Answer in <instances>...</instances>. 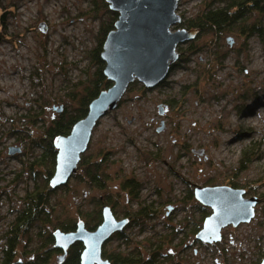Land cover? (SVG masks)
Listing matches in <instances>:
<instances>
[{
    "label": "rangeland",
    "instance_id": "1",
    "mask_svg": "<svg viewBox=\"0 0 264 264\" xmlns=\"http://www.w3.org/2000/svg\"><path fill=\"white\" fill-rule=\"evenodd\" d=\"M220 1L177 0L180 21L171 30H190L194 37L177 45V59L157 85L134 80L127 86L117 106L96 121L75 172L52 188L49 130L78 114L97 83L102 90L111 85L98 74L104 62L96 49L118 12L106 0H70L67 6L76 13L70 21L62 18L66 7H50V0H0L6 34L0 36V251L26 195L41 190L47 201L40 216L19 232L13 264L43 258L40 264H63L51 233L78 220L87 229L96 227L103 205L117 219H127L102 245L105 253L137 257L142 264H259L264 257V36L247 37L243 31L259 23L264 32V14L251 11L235 25L197 36L187 29ZM62 22L76 23L85 39L64 34ZM247 105L253 111L242 114ZM10 147L18 151L10 153ZM88 175L99 178L101 187ZM128 179L137 185L133 192L123 188ZM218 185L256 198L253 215L222 227L218 241H201L195 234L211 208L195 199L193 190Z\"/></svg>",
    "mask_w": 264,
    "mask_h": 264
},
{
    "label": "water",
    "instance_id": "2",
    "mask_svg": "<svg viewBox=\"0 0 264 264\" xmlns=\"http://www.w3.org/2000/svg\"><path fill=\"white\" fill-rule=\"evenodd\" d=\"M106 1L118 12L114 28L106 33L99 53L104 62L102 73L112 83L88 103L85 116L73 123L67 135L53 139L56 153L48 179L52 188L65 184L75 172L96 121L117 106L127 86L134 80L144 87L157 85L177 59V45L194 37L190 30H171L180 21L175 13L177 0ZM15 151L18 148H9L10 153ZM242 193V189L225 185L195 187V199L211 208L195 237L218 241L222 227L247 222L253 215L256 198H243ZM100 215L101 221L93 230L87 229L82 220L76 221L71 231L54 229L51 237L53 247L62 251L60 260L71 245L80 242L79 264H110L102 256V245L126 225L127 219H117L107 205L102 206ZM259 264H264V257Z\"/></svg>",
    "mask_w": 264,
    "mask_h": 264
},
{
    "label": "trees",
    "instance_id": "3",
    "mask_svg": "<svg viewBox=\"0 0 264 264\" xmlns=\"http://www.w3.org/2000/svg\"><path fill=\"white\" fill-rule=\"evenodd\" d=\"M220 3L221 4L217 6L208 5V7L204 11H202L197 17L188 22L187 29H195L197 36L202 32H208L212 30L222 31V29L235 25L236 22L242 21L246 14L251 11H257L261 14H264V0H224L220 1ZM243 34L247 37L254 34L258 36L261 40L264 36L263 29L259 23H254L252 25H249L248 27L246 26V30L243 31ZM0 36H6L5 32L2 30L1 21ZM103 40L104 38H100L98 45L100 51ZM99 50L96 49V53L98 54V56L100 53ZM96 58L99 59L98 57ZM98 74L100 75V78L103 77L102 65L98 69ZM106 85H109L108 81H106ZM100 91H102V89L99 88V85L97 83L92 88L91 93L86 98H84L83 104L78 114L70 116L66 122L60 120L54 122V124L49 130L50 140L48 144V149L50 150L49 156L52 162H54L56 150L52 147L53 144L51 142V138L56 137L58 135H67L73 123L85 116L88 109V103L93 98H95ZM52 172L53 170H49L48 175L51 176ZM88 176L95 185L101 187L102 181L99 178H97L95 175ZM122 185L124 189H129L132 192L135 189V186H137L136 183L130 179L125 180ZM134 193V196H136V190L134 191ZM25 198L26 199L24 201V208L16 215L10 229L4 236V247L0 251V264H13V258L15 256V247L17 245V237L19 235V232L21 231V229H28L30 227L31 223L40 216L43 211V207L47 202L46 195L41 190H35L32 193H28ZM97 214V219L99 222L101 221L100 211H98ZM94 227L95 226H91L88 229H93ZM74 228L75 223L72 225L61 227L62 231L64 232L74 230ZM49 240L52 241V237H49ZM54 250L58 252V249ZM81 250L82 244L80 242H75L73 245H71L68 248L67 256L63 257V264H79V255ZM102 256L103 258L108 259L110 264H142L140 259H138L137 257L122 255L120 253H105L104 251H102ZM39 260L40 262H44V258ZM40 262L38 261L32 264H40Z\"/></svg>",
    "mask_w": 264,
    "mask_h": 264
},
{
    "label": "bare ground",
    "instance_id": "4",
    "mask_svg": "<svg viewBox=\"0 0 264 264\" xmlns=\"http://www.w3.org/2000/svg\"><path fill=\"white\" fill-rule=\"evenodd\" d=\"M70 0H50V4L49 6L50 7H55V8H58V7H66L67 11H68V14L64 15L62 18L64 17H67V16H70V21L73 20V17L76 15V13L74 12V10L70 7L67 6V4L70 6V4L68 3ZM76 2H78V0H76ZM52 3V4H51ZM56 22L60 23V21H58L57 19H55ZM62 27H61V31H64L63 33L64 34H67L69 31H71V36H75L76 35H81L80 34V29L79 27L77 26L76 23L72 22L71 24H67V23H64L62 22ZM82 36V35H81ZM82 39H85L84 36H82ZM246 108V112H243L242 114H245V115H248L250 114V111H253L254 107L252 106H245ZM243 116V115H242ZM235 139L234 138H229V141H234Z\"/></svg>",
    "mask_w": 264,
    "mask_h": 264
}]
</instances>
